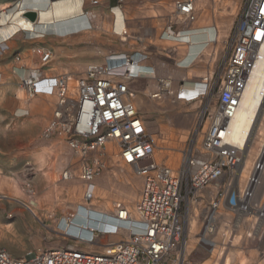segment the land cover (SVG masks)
<instances>
[{"label":"built area","instance_id":"built-area-1","mask_svg":"<svg viewBox=\"0 0 264 264\" xmlns=\"http://www.w3.org/2000/svg\"><path fill=\"white\" fill-rule=\"evenodd\" d=\"M98 1L94 0L93 5ZM195 4V0H176L175 12L169 17L164 33L184 28L180 18L186 23L194 22ZM124 34L127 36V31ZM35 52L40 56L41 69L47 68L52 53L42 48ZM262 54L264 0H246L227 40L218 71L213 68L192 83L194 89L202 86L189 102L200 104L198 127L186 141L182 165L177 171L157 159V142L135 105L139 94L133 86L136 81L156 77L161 91L153 96L158 99L169 93L167 86L173 84L171 79L157 77L156 69L149 65L152 53L146 48L112 54L104 63L90 65L75 78V100L68 94L71 77L74 78L71 74L51 76L40 71L29 81H22L30 97L52 95L59 90L60 101L42 136L61 137L77 158V168L66 170L63 181L76 176L91 188L108 166L107 144L113 142L120 161L142 179L143 188L134 211L123 203L116 204L111 231L98 230L88 236L63 233L64 239L78 245H98L101 247L98 252L53 249L19 259L0 248V264H186L190 256L193 207L198 210L194 234L197 244L211 253L219 246L223 250L221 262L231 248H236L234 240L240 230L244 231L241 243H262L264 91L256 105L259 82L264 75ZM186 86L180 84L172 90L174 97L180 100L183 96L179 91ZM241 110L245 119L240 123ZM252 112L254 116L247 128L246 120ZM204 125L206 132L199 150L197 130ZM28 167L25 192L34 198L30 178L33 168ZM94 200V194L88 191L84 199L88 207L84 209L93 208ZM74 219L72 214L67 221L73 224ZM110 235L123 238L102 242L103 237Z\"/></svg>","mask_w":264,"mask_h":264},{"label":"rangeland","instance_id":"rangeland-1","mask_svg":"<svg viewBox=\"0 0 264 264\" xmlns=\"http://www.w3.org/2000/svg\"><path fill=\"white\" fill-rule=\"evenodd\" d=\"M197 1L195 0V3ZM216 1L217 5L215 0H209L207 4L206 11L212 21V28L208 31L211 30L212 33L209 32L210 37L201 42V49H197L199 43H194V46L190 45L189 42L192 41L190 36H187V39L184 38V35L190 30V28L184 27L179 28L176 32V37L180 40L173 48H162L164 51L153 55V62L157 66V77L172 79L173 91L180 84L191 86L213 68L218 71L217 67L222 57V54L219 53L221 49L220 35L223 40L231 35L246 0ZM230 1L237 4L233 6L234 9L236 8L234 15H231V12L224 14ZM216 6H218L217 9ZM26 11L28 10L22 13ZM3 12L5 13V11ZM216 16L222 19L223 26L216 27L217 22H221V19ZM161 34L164 38L166 37L164 28L161 30ZM193 41L195 42V40ZM184 48H186V53L179 50ZM193 49H197L194 50V52L196 51L195 58L187 65L186 59ZM70 74L74 76V79L77 77L75 74ZM13 79V73H11L0 81V179H4L7 184L10 180L14 181L18 192L13 193L9 188L10 185L4 184V182L1 183L2 185L0 184V248L7 249L15 258L19 259L30 253L53 249H82L85 252H98L99 249L94 246L84 247L72 240L64 239L63 233L59 231L58 222L61 219L76 214L75 208L79 205H82L79 207V212L88 207L84 201V184L80 179L76 178L69 182L60 181L63 171L77 168V158L67 142L61 137L43 138V131L53 117V108L45 101H38L37 97L31 99L25 91V100L22 102L19 97V91L24 89L21 85L22 82L14 88L4 85L8 80ZM133 86L142 96L143 108L138 109L146 119L150 132L157 136V159L177 168L181 161L179 152L183 149L187 136L194 125L196 114L198 116L200 113V104L176 102L173 96H167L163 100L152 99L150 95L158 89L156 77L141 79L136 81ZM33 101L36 102L33 103L35 106L31 107ZM148 104L150 108L146 107ZM45 106H48L47 109ZM25 152L27 153L26 157H24ZM116 153L117 151L113 155L109 154L113 160L117 158ZM65 155L69 157V161L63 166L61 172H58V165ZM175 158L177 163L169 162ZM24 159L28 163H23ZM107 164V168L96 178L99 192L108 195L114 207L118 203H123L127 207L126 197L132 196L134 200L131 203L136 207L142 193V179L130 167H124L112 160H108ZM28 166L33 168L30 178L36 193L34 198H30L25 192L26 171L30 168ZM55 178L59 182L56 183ZM73 186L77 187L76 192L72 190ZM25 205L32 206L38 211L39 218ZM94 208L100 209L96 203H94ZM190 236L188 250L190 256L186 264H210L214 261L220 250L216 247L211 253L197 244L196 237V241H193L191 234ZM122 238L119 235L118 238L103 237L101 240L108 243L120 241ZM241 241L242 239L236 248H231L226 253L222 262L221 258L220 264H225V258L231 252H237L235 250L238 249L244 253V256L238 257V252L235 253L238 255L235 264H243L242 258L251 257L252 250L255 249L258 250V258L253 262H246V264H256L259 260L263 263L264 241L249 245H245Z\"/></svg>","mask_w":264,"mask_h":264},{"label":"crops","instance_id":"crops-1","mask_svg":"<svg viewBox=\"0 0 264 264\" xmlns=\"http://www.w3.org/2000/svg\"><path fill=\"white\" fill-rule=\"evenodd\" d=\"M62 1L64 0H0V81L11 73L14 78L8 80L4 84L5 87L14 88L40 71L51 76L70 73L80 76L90 65L102 64L112 54L129 53L135 49L146 48L153 56L164 51L162 48H173L180 40L176 35L164 38L161 34V30L163 28L165 30L169 17L174 11L176 0H99L97 5H93L94 0H72L77 6L72 15L61 19L49 16L52 5ZM208 2L209 0L196 2V21L187 27L190 28L188 35H184L185 39L187 36L191 37L192 41L189 42L191 46L199 43L198 50L202 48L201 42L210 37L209 32L212 33L211 30L208 31L212 28L210 15L206 11ZM215 3L217 5L216 0ZM230 5L237 4L230 1ZM231 6L224 14L230 13ZM25 10L47 14V18L43 24H38L39 21L36 23L23 15L22 12ZM22 16L34 24L32 30L11 28L10 25ZM220 21L217 22L216 27L224 25L222 19ZM124 31L128 33L127 40L123 36ZM222 38V36L219 38L220 46H222ZM37 48L52 53V59L45 69H41L40 56L35 52ZM197 49H193L186 59L187 65L194 60L196 52L194 50ZM179 50L186 53V48ZM17 58L21 61H17ZM149 65L157 71L153 57ZM19 97L23 102L25 93L19 91ZM37 98L38 101H45L53 108L52 111H55L58 103L56 96L39 95ZM33 103L36 102L33 101L31 107L35 106ZM47 107L45 106L46 109ZM26 155L25 152L24 157ZM68 161L69 157L65 155L57 171L61 172ZM22 162L25 163L27 160L24 159ZM54 181L59 182L56 178ZM60 181L63 180L60 178ZM2 182L7 184L4 179H0V184ZM7 185H10L9 188L13 193L18 192L14 181L10 180ZM98 188L97 186L96 192ZM72 190L77 191L74 186ZM39 216L38 213V218Z\"/></svg>","mask_w":264,"mask_h":264},{"label":"bare ground","instance_id":"bare-ground-1","mask_svg":"<svg viewBox=\"0 0 264 264\" xmlns=\"http://www.w3.org/2000/svg\"><path fill=\"white\" fill-rule=\"evenodd\" d=\"M230 5V4H229ZM231 6V5H230ZM230 6L228 8H230ZM234 6V5H233ZM232 7V11H230L231 15H234L235 14V9ZM76 3L72 2V0H64L62 2H59L57 4H53L52 5V9L50 10V14H48L49 16H51L52 18H55V19H61L63 17H67V16H70L72 15L74 12H75V9H76ZM238 8V7H237ZM194 9H195V17H196V6H194ZM175 12V3H174V11L173 13ZM28 13H31V12H28ZM172 13V14H173ZM229 13V12H228ZM37 14V21H39V24L40 23H44L45 19L47 18V14H41L40 12H36ZM24 15V14H23ZM230 15V16H231ZM45 17V18H44ZM49 20V18H48ZM179 23H184L185 25V28L189 27L192 23L194 22H189V23H186L184 20H182V18L179 19ZM11 28H13L14 30L16 29H22V30H29L33 27V23L32 22H28L25 17L22 16V18L16 20L15 23H13L12 25H10ZM126 32V31H124ZM123 32V36L125 37V39L127 40L128 37L124 34ZM177 33H169L168 36L167 34L165 35L166 37H169L171 35H176ZM203 34V33H202ZM199 35V34H197ZM221 36V35H220ZM230 37V35L223 40L222 42V46H221V49L219 51L220 54H224L225 53V47H226V43H227V40L228 38ZM218 53V54H219ZM262 57L264 59V54H262ZM155 78V77H153ZM262 78V76H261ZM26 80H30V78L26 79ZM158 81V80H157ZM171 82H172V79H171ZM173 83V82H172ZM76 80L71 77V81H70V86H69V91H68V94H69V97L73 100H75L76 98ZM169 87V88H168ZM201 87L202 86H197L195 87L194 89V85L192 84L191 86H186L184 87L183 89L184 90H181L179 92H181L180 94H182V98L179 100L178 98H175L173 93H172V90H173V84H168L167 86V90L169 93L165 94L164 97H161V99H158V98H154V94H156L157 92L161 91V88L160 86L158 85V89L155 93L151 94V98L154 99V100H163L164 98H166L167 96H170L175 99L176 102H185V104H190L189 102H191V98L195 95H197L200 91H201ZM259 96H258V100L256 101V105L259 103L258 101H260V99L262 98L263 96V91H264V75H263V78L261 79V81L259 82ZM23 93H27V90L24 88L23 90ZM25 91V92H24ZM28 94V93H27ZM42 95V94H40ZM39 96V95H38ZM44 96H56L58 98V102L60 101V94H59V90H55L54 93L52 95H44ZM141 94H138L136 96V99H135V105H137V109L138 108H143L142 105H143V101H141ZM35 97H31V99H34ZM58 104V103H57ZM147 108H150L149 104L146 106ZM139 110V109H138ZM140 111V110H139ZM253 116H254V113L252 112V114L247 117V128L248 126L250 125L252 119H253ZM238 118L240 119L239 122L241 123L244 119H245V115H244V112L243 110H241L238 114ZM198 127V120H197V114H196V118H195V122H194V125L192 127V129L190 130L188 136H187V139H189L192 131L194 129H197ZM263 130V129H262ZM197 148L199 150H202V143H203V139H204V134L206 132V125H204V127L202 128H199L197 130ZM155 140L157 138V136H154ZM186 139V141H187ZM173 141V140H172ZM186 141H185V145H186ZM184 145V147H185ZM183 147V149H184ZM158 148V146H157ZM171 148V147H170ZM176 148V147H175ZM183 149L179 152L180 155H181V161H180V165L176 168V167H172L171 165L166 164L168 166H170L171 168H173L175 171H177L180 166L182 165V161H183V157H182V152H183ZM117 151L116 153V160H113L112 159V156L110 155H113L114 152ZM107 154L109 155V160H112L113 162L119 164V165H123L124 167H128L126 166L125 164H123L121 161H120V158H119V150L117 148V146L113 143V142H110L107 144ZM173 157V156H172ZM176 158L169 161V162H173L175 163L176 162ZM162 162V161H160ZM252 162V159L249 160V165L251 164ZM177 163V162H176ZM172 164V163H171ZM176 165V164H175ZM78 174V173H77ZM76 179V176L73 178V179H70L66 182H69V181H72V180H75ZM97 180V179H96ZM96 180L94 182V184L92 185V187L90 188L89 185L84 184V188H85V193H84V199H85V195L86 193L89 191L90 193H93L94 194V203H96L100 209H93V208H88V209H82L81 212H79V207H82V205H79L75 208L76 210V214H75V219L73 221V224H70L68 221H67V218L68 217H65L62 219V221L60 220V223L58 224V227L59 228V231L61 233H64L66 231H68L69 233H73V234H77V233H81V235L83 236H88V235H92V234H95V231H98V230H106V231H111L112 229V221H114V211H115V207L113 205V202L109 199L108 195H106L104 192H99V188L96 192V188L98 186V184L96 183ZM245 181V178L242 180V184L244 183ZM74 189L77 190V187L74 186ZM4 198H8V197H4ZM127 200H126V205H127V208L131 211H134L136 207L133 206V204L131 203L133 200H134V197L132 196H128L126 197ZM10 199V198H8ZM100 199V201H98ZM29 209L32 211V213H34V215L38 218V213L36 210H33L32 209V206H29ZM193 211L195 212V214H193L192 218H191V221H190V233H189V237L190 234L192 235V240L193 241H196L195 239V235H194V232H195V229H196V221H197V212L198 210H196L195 207H193ZM101 213H104V215H106L105 217H103L101 215ZM125 236H127L126 233H124ZM119 235H110L109 237L111 238H118ZM220 238V234H219V237ZM244 238V231L243 230H240L239 234L235 237V240H234V245L235 247H237V245L239 244L240 242V239H243ZM122 240V239H121ZM190 243V242H189ZM93 247V246H92ZM94 248H98L100 249L101 247H99L98 245H94ZM218 250H220L216 256V258L214 259V261H212L210 264H220V260L222 258V254H223V250L219 248V246H217ZM188 250H189V247H188ZM238 252V255H236L235 253L237 252H231L229 254V256L227 258H225L226 260V263L225 264H235V262L237 261L236 258L238 257H243L244 253L241 251V250H235ZM88 253H93V252H88ZM258 250L255 249V250H252V255L251 257H246L245 258H242V263L243 264H246V262H253V260L257 259L258 258ZM238 256V257H237ZM264 259V258H263ZM180 264H183V262H181ZM256 264H264V260H263V263L262 261H257Z\"/></svg>","mask_w":264,"mask_h":264},{"label":"water","instance_id":"water-1","mask_svg":"<svg viewBox=\"0 0 264 264\" xmlns=\"http://www.w3.org/2000/svg\"><path fill=\"white\" fill-rule=\"evenodd\" d=\"M26 17L31 19L32 21H36L38 16H37V14L35 12H31V13H27Z\"/></svg>","mask_w":264,"mask_h":264}]
</instances>
